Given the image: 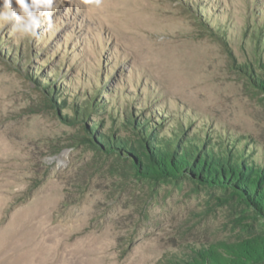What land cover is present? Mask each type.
<instances>
[{"label": "rangeland", "instance_id": "374dc122", "mask_svg": "<svg viewBox=\"0 0 264 264\" xmlns=\"http://www.w3.org/2000/svg\"><path fill=\"white\" fill-rule=\"evenodd\" d=\"M51 21L0 22V264H264V0Z\"/></svg>", "mask_w": 264, "mask_h": 264}, {"label": "clouds", "instance_id": "9594fccd", "mask_svg": "<svg viewBox=\"0 0 264 264\" xmlns=\"http://www.w3.org/2000/svg\"><path fill=\"white\" fill-rule=\"evenodd\" d=\"M90 0H84L89 3ZM101 0H95L97 6ZM55 0H0V22L10 25L12 34L20 38L37 37L41 26V18L48 21L52 28L51 13Z\"/></svg>", "mask_w": 264, "mask_h": 264}, {"label": "bare ground", "instance_id": "6f19581e", "mask_svg": "<svg viewBox=\"0 0 264 264\" xmlns=\"http://www.w3.org/2000/svg\"><path fill=\"white\" fill-rule=\"evenodd\" d=\"M133 12V11H132ZM139 12V11H138ZM135 16H137V14L135 15ZM137 18V17H136ZM155 45V42H152V43H150L149 44V49H150V51H149V54H155V55H157V58L159 59V63H157V65L158 64H162L163 65V67L165 68V69H167V70H171V69H175L176 70V75L175 76H177V75H180V74H178V72H177V69H180V66L179 65H177V64H175V63H173V64H171V63H166L165 61H166V57L167 56H169V53L166 51V52H164V50L163 49H160V48H158V47H155L154 46ZM176 58V57H175ZM177 59V58H176ZM176 59H174V60H176ZM177 61H179L178 63H180L181 61L178 59ZM180 77V76H179ZM31 264H35V263H31Z\"/></svg>", "mask_w": 264, "mask_h": 264}, {"label": "trees", "instance_id": "16d2710c", "mask_svg": "<svg viewBox=\"0 0 264 264\" xmlns=\"http://www.w3.org/2000/svg\"><path fill=\"white\" fill-rule=\"evenodd\" d=\"M222 165H223V164H222ZM215 166H217V165H215ZM223 166H224V165H223ZM220 169H222V167H220ZM201 179H202V178H201ZM202 181H203V180H202ZM258 200L260 201V198H258L257 201H258Z\"/></svg>", "mask_w": 264, "mask_h": 264}]
</instances>
